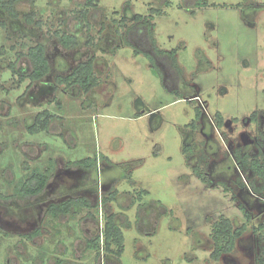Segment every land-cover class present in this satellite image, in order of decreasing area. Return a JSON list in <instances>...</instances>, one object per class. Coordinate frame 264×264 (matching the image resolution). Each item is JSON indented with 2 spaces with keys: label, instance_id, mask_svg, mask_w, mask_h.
<instances>
[{
  "label": "rangeland",
  "instance_id": "374dc122",
  "mask_svg": "<svg viewBox=\"0 0 264 264\" xmlns=\"http://www.w3.org/2000/svg\"><path fill=\"white\" fill-rule=\"evenodd\" d=\"M14 6L16 19L0 8V193L36 170L51 167L52 177L36 198H0V264H264V196L255 193L263 181L237 159H264V0ZM57 31L79 44L63 46ZM39 42L51 70L21 80L32 68L27 47ZM92 56L99 84L90 92L57 83ZM45 109L49 129L31 133ZM86 157L97 158L91 170L74 163ZM71 196L93 206L49 213ZM111 214L123 228L121 257L88 246ZM221 217L247 230L214 261Z\"/></svg>",
  "mask_w": 264,
  "mask_h": 264
},
{
  "label": "trees",
  "instance_id": "16d2710c",
  "mask_svg": "<svg viewBox=\"0 0 264 264\" xmlns=\"http://www.w3.org/2000/svg\"><path fill=\"white\" fill-rule=\"evenodd\" d=\"M15 3L16 0H0V8L5 10L11 17L16 19L20 17V13L15 9ZM89 3L93 4L94 0H89ZM83 12L85 13V11ZM23 18L26 20V22L31 24L34 23V18H32V16H30L28 13L23 14ZM137 18L140 19L141 17L138 16ZM36 23L38 25L40 24L39 21H36ZM80 24H82V20L80 21ZM80 24H78L79 28ZM139 25L140 27L147 29L146 34L142 37H147L152 40V26L150 23L141 22ZM139 28L134 26L132 30L136 33ZM56 35L59 38L61 44L65 47H76L79 44V38L74 33H69L67 31L60 33L57 31ZM153 47L157 53H162V51H159L156 46ZM27 48L26 56L28 57L32 68L27 75L21 74L20 78L21 80L29 78L32 82L40 81L45 76H47L51 70V64L47 56L46 45L39 42L34 45H30ZM4 49L5 48L3 46L0 47V54L4 52ZM95 58L96 57L92 56L85 61L79 62L70 74L67 76H58L56 78L57 83L66 84L69 87L79 85L84 92H90L99 84L98 77L95 72ZM197 110V117H200L202 112L200 109ZM255 114L256 113H254V115ZM52 117L53 115L49 112V110L45 109L37 114L34 123L30 125L28 129L33 134L48 130ZM221 122L222 119H220L219 126H221ZM237 159L241 161L242 166H245L244 168L247 170L248 165L256 170L259 178L263 181V186L257 187L255 189V193L264 196V159L262 160L258 157H255L248 161V155L241 157L238 154ZM74 163L91 170L97 165V158L93 160L91 157H86L79 159ZM195 170L200 175L198 167H195ZM51 177V167H47L44 171L36 170L27 176L23 180L22 184L16 187L12 193H0V198L20 201L36 198L46 191ZM201 177L203 180H205V177L202 175ZM114 195L115 194L112 193L109 197H104L102 200L107 202L109 198H114ZM92 206L93 204L84 196H71L59 203H51L48 207V211L54 217H62L69 213L76 214L81 208H90ZM245 216L248 220L251 219V214L247 211H245ZM260 228H264V223L260 225ZM246 230L247 224L244 223L237 227L234 225L233 220L229 217H221L213 227L212 238L214 241V248L211 253V258L214 261H220L225 255L233 252L236 248L238 240L243 236ZM101 243L107 252L116 254V256L119 257H121L123 254V228L116 221L114 214L108 215L106 217L103 233L101 235H97V237L94 239H90L88 246L91 249L99 250Z\"/></svg>",
  "mask_w": 264,
  "mask_h": 264
}]
</instances>
